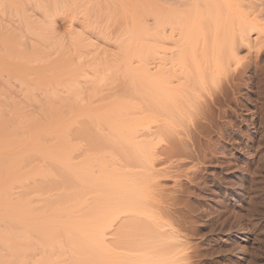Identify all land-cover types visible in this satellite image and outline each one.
<instances>
[{"label":"bare ground","instance_id":"6f19581e","mask_svg":"<svg viewBox=\"0 0 264 264\" xmlns=\"http://www.w3.org/2000/svg\"><path fill=\"white\" fill-rule=\"evenodd\" d=\"M263 47L264 0H0V264L195 263L163 179Z\"/></svg>","mask_w":264,"mask_h":264},{"label":"rangeland","instance_id":"374dc122","mask_svg":"<svg viewBox=\"0 0 264 264\" xmlns=\"http://www.w3.org/2000/svg\"><path fill=\"white\" fill-rule=\"evenodd\" d=\"M261 52L259 65L233 68L217 81L221 91L206 95L207 119L190 123L187 153L171 166L177 173L163 179L176 188L168 194L180 202L178 219L197 245L193 264H264V47Z\"/></svg>","mask_w":264,"mask_h":264}]
</instances>
